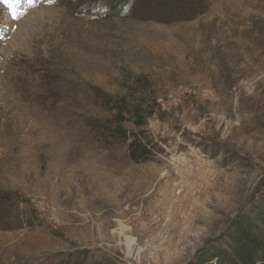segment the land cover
<instances>
[{
    "label": "rangeland",
    "instance_id": "rangeland-1",
    "mask_svg": "<svg viewBox=\"0 0 264 264\" xmlns=\"http://www.w3.org/2000/svg\"><path fill=\"white\" fill-rule=\"evenodd\" d=\"M124 1L16 6L0 54V264H193L264 208V0L112 15ZM123 102L154 113L119 123ZM136 135L148 157H132Z\"/></svg>",
    "mask_w": 264,
    "mask_h": 264
},
{
    "label": "trees",
    "instance_id": "trees-1",
    "mask_svg": "<svg viewBox=\"0 0 264 264\" xmlns=\"http://www.w3.org/2000/svg\"><path fill=\"white\" fill-rule=\"evenodd\" d=\"M202 1L148 0L143 3L146 5L157 4L162 10L168 12H175L174 10L182 9L184 13L190 14L193 8L198 4L200 5ZM123 14L122 9L118 8H115L112 12V15L121 16ZM119 108L116 115L119 123L123 121V112L128 111L132 116V123L138 126H142L145 123L147 114L154 113V107L152 108L150 105L151 110L147 111L142 103L130 108L127 102H123ZM117 129L120 136L123 139H127L128 134L121 125ZM129 147L132 152V157L136 159L137 157H148L151 154V149L141 139L138 140V135L134 136ZM262 186L264 197V181L262 182ZM233 227L225 238L213 242L210 248L201 251V254L193 264H264V208L262 210H256L251 215L246 214L240 216L234 222Z\"/></svg>",
    "mask_w": 264,
    "mask_h": 264
},
{
    "label": "snow or ice",
    "instance_id": "snow-or-ice-1",
    "mask_svg": "<svg viewBox=\"0 0 264 264\" xmlns=\"http://www.w3.org/2000/svg\"><path fill=\"white\" fill-rule=\"evenodd\" d=\"M22 0H0V3H3L8 9L11 10L13 14V19L16 18V6L20 4Z\"/></svg>",
    "mask_w": 264,
    "mask_h": 264
},
{
    "label": "bare ground",
    "instance_id": "bare-ground-1",
    "mask_svg": "<svg viewBox=\"0 0 264 264\" xmlns=\"http://www.w3.org/2000/svg\"><path fill=\"white\" fill-rule=\"evenodd\" d=\"M172 224V223H171ZM109 235V234H108ZM110 236V235H109ZM127 245H128V250L130 251L131 250V244H132V242H133V240L132 239H130V238H128L127 240ZM129 254V253H128Z\"/></svg>",
    "mask_w": 264,
    "mask_h": 264
}]
</instances>
